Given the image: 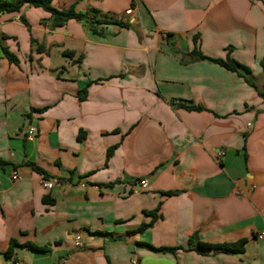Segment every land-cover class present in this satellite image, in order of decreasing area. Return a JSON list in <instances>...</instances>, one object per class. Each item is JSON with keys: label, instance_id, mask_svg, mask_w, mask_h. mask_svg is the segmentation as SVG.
<instances>
[{"label": "crops", "instance_id": "1", "mask_svg": "<svg viewBox=\"0 0 264 264\" xmlns=\"http://www.w3.org/2000/svg\"><path fill=\"white\" fill-rule=\"evenodd\" d=\"M76 11L130 26L95 25L100 35L76 20L53 28L41 8L0 14V264H264V0H82ZM194 49L249 67L256 88L191 61ZM194 234L248 244L200 253Z\"/></svg>", "mask_w": 264, "mask_h": 264}, {"label": "trees", "instance_id": "2", "mask_svg": "<svg viewBox=\"0 0 264 264\" xmlns=\"http://www.w3.org/2000/svg\"><path fill=\"white\" fill-rule=\"evenodd\" d=\"M56 0H0V14L4 13H19L24 7H33V8H41L47 13L50 14V22L51 26L53 28H61L63 27L68 21L70 20H76V21H82L86 22L90 25L91 30L95 34L103 35V33L96 30L95 25L100 24H117L121 27H129L130 25L127 23H123L121 21H116L112 19L107 18H98V15L87 17L86 14L76 11V6L79 2L82 0H77V2L70 6L68 9H58L55 8L53 3ZM133 5V4H132ZM99 12H96V14ZM197 42V41H196ZM4 51V54L6 58L11 62L18 64L17 57L9 52V50L5 47L2 48ZM230 50V49H229ZM191 61L194 60H207L214 62L216 64H219L231 71L237 72L238 74L242 75V77L247 81V83L253 87L256 88L255 84L252 81L253 78V72L251 69L245 65L240 64L239 62L235 61L234 59L227 57L226 59H214L211 57H207L203 55V53L199 49H194L191 53H189ZM87 90H83L79 94L80 100H85L87 95ZM259 94L264 98V88L262 91H259ZM187 109L191 110H202V107H186ZM83 135H80L79 138H81ZM116 147L110 148L108 151V158L112 156L113 151ZM34 171H36L39 174H42L46 180L49 179V177L46 175L45 171L36 166L35 164H30ZM45 201H50L49 199H44ZM160 208L158 207L154 211H148L146 212L149 216H151L152 220L149 223L142 224L138 230L135 231V233H142L148 228H151L155 222V220L158 219ZM248 244V240L243 239L235 243L230 244H217L212 245L208 243L201 242L198 238L197 234H194L192 237H190L188 241V249H194L200 253L211 250L216 251L220 253L225 254H241L244 253L245 248ZM144 247L148 248L151 251L154 252H175L178 248H155L149 244H143ZM17 246H20L19 243L16 240H11L9 244V248L6 252V257L10 258L13 256L15 248ZM27 248H30L35 251L39 252H46V248H41L34 246L33 244H27L25 245Z\"/></svg>", "mask_w": 264, "mask_h": 264}, {"label": "built area", "instance_id": "3", "mask_svg": "<svg viewBox=\"0 0 264 264\" xmlns=\"http://www.w3.org/2000/svg\"><path fill=\"white\" fill-rule=\"evenodd\" d=\"M130 12H131V9L127 11V14H129ZM35 134H36V129H35V128H30V130H29V132H28V136H27L28 139H29V140H32L33 137L35 136ZM220 155H222V153H220ZM18 178H19V177H18L17 173H14V174H13V179H14V180H17ZM55 183H56L55 180H53V181H45L44 186H45L46 188H48V189H51V188L54 186ZM148 187H149V182H148L147 179H141V180L139 181V183H138V188H139L141 191H145V190H147ZM258 237H259L260 239H263V238H264V234L262 233V234H260ZM79 240H80V238L77 237V241H76V246H77V247L82 246V244H81V242H80ZM14 264H19V263H14ZM133 264H137L136 261H135Z\"/></svg>", "mask_w": 264, "mask_h": 264}]
</instances>
